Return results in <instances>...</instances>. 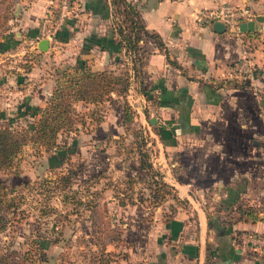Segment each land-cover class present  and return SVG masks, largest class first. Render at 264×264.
Returning a JSON list of instances; mask_svg holds the SVG:
<instances>
[{
  "label": "rangeland",
  "instance_id": "1",
  "mask_svg": "<svg viewBox=\"0 0 264 264\" xmlns=\"http://www.w3.org/2000/svg\"><path fill=\"white\" fill-rule=\"evenodd\" d=\"M27 2L0 0V126L19 131L30 127L45 106L56 75L76 61L71 57L73 53L67 54L66 45L59 43L58 36L53 49L40 50L36 45L30 49L35 38L29 41L19 23L20 8ZM55 3L56 0L46 1L36 38L46 37L56 25ZM110 18L111 32L119 39L117 24L124 29L127 20L112 5ZM66 19L54 34H61ZM255 31L262 34L260 38L264 36V30ZM116 51L108 66L89 65L125 76V88L120 93H106L98 101H71L72 121L69 127L58 130L55 146L28 140L10 166L0 168L3 264H164L166 256L158 247L170 240L158 237L156 241L159 222L175 216L178 208L189 221L186 237L198 239L190 203L171 197L174 191L168 187L170 193L154 195L149 174L138 168L139 148L152 168L162 174L163 161L160 164L154 158L162 148L159 139L163 131L158 129L156 134L155 125L149 122L151 117L157 122L162 117L155 96L147 94V80H143L138 63L132 64L133 56L123 48ZM28 66L30 71L26 70ZM124 103L130 113L125 125L121 121ZM253 138L261 144V149L257 147L253 153L260 157L256 163L260 179L253 181L254 189H259L258 184L264 188V133ZM62 174L68 175L63 187L59 180ZM198 199L206 213L217 215L224 225L239 217L251 221L249 215L237 211L238 205L245 211H255L261 217L257 220H264L263 196L245 194L232 209L216 206L217 199L211 194L204 196V202L200 196ZM232 232L248 258L264 259V242H253L258 236L264 238V231ZM203 237L204 246L211 250L215 245L213 229L208 226ZM176 260L177 264L191 262L181 257L170 262ZM212 261L209 257L206 264Z\"/></svg>",
  "mask_w": 264,
  "mask_h": 264
},
{
  "label": "crops",
  "instance_id": "2",
  "mask_svg": "<svg viewBox=\"0 0 264 264\" xmlns=\"http://www.w3.org/2000/svg\"><path fill=\"white\" fill-rule=\"evenodd\" d=\"M46 1L28 0L20 8V26L29 41L35 38L30 49L37 47L41 38L48 40L47 50L58 42L35 37ZM127 1L137 8L144 28L161 42L159 45L150 36L139 41L147 94L155 96L162 117L159 122L153 117L151 123L155 130L163 131L159 137L162 148L154 159L160 164L163 161V181L172 186L178 198L190 203L199 231L198 239L186 237L189 221L180 208L175 216L159 222L156 241L158 237L170 240L158 247L166 256L164 264H177V260H170L180 257L189 259L188 264H206L209 257L212 264H260L261 258H248L245 248L236 244L232 231H264V220L233 219L224 225L217 215L206 213L198 196L203 199L211 194L217 199L216 206L225 209H232L245 194L264 197V188L258 184L259 189H254L253 182L260 179L256 165L260 157L253 153L255 148L261 149L253 137L264 133V36L260 38L262 34L253 31L237 34L230 29L217 32L211 24L197 22L194 15L199 8L223 1L244 3L255 14L264 15V0ZM111 5V0H72L73 12L66 19L65 33H57L67 54H74L72 59H85L94 67L108 66L116 50H122L109 26ZM243 50L254 61L253 71L244 78L246 85L234 86L227 80L240 81L229 74ZM217 225L222 226L216 230ZM208 226L213 229L215 245L206 261L202 236Z\"/></svg>",
  "mask_w": 264,
  "mask_h": 264
},
{
  "label": "trees",
  "instance_id": "3",
  "mask_svg": "<svg viewBox=\"0 0 264 264\" xmlns=\"http://www.w3.org/2000/svg\"><path fill=\"white\" fill-rule=\"evenodd\" d=\"M111 4L114 9H120L127 20L126 28L122 29L120 24H117V31L119 32V39H114L131 57L132 64H141V52L139 41L143 36L153 37L159 45L161 42L158 40L156 34L147 31L143 23L140 20L137 8L127 0H111ZM249 33V32H247ZM256 34V31L252 32ZM57 38V33L54 34ZM132 51V53H131ZM28 66L26 70H29ZM231 81L234 86L246 85V81L240 80H227ZM127 80L126 77L112 72L111 70L104 68H91L87 60L76 58V61L71 66H66L64 70L59 72L55 77L54 88L45 104V106L39 111L35 121L30 127L24 128L22 131L13 129L7 126H0V168L5 169L10 166L12 159L19 152L21 147L28 141L32 140L43 145L55 146V136L58 130L61 128L69 127L71 117V101L83 100V101H98L103 95L109 92L120 93L125 86ZM127 103L122 105L121 121L123 125L130 121V113ZM125 128V126H124ZM159 133L158 129L155 130ZM146 153L138 148V168L146 171L153 182L154 195H161L164 193H170L172 186L163 181L162 174L152 168L149 160H147ZM59 180L66 184L68 175L62 174L59 176ZM57 182L55 186H57ZM166 188H163L165 187ZM61 187V188H62ZM168 189L170 190H167ZM173 191V190H172ZM170 196L181 200L175 193H170ZM80 201V200H78ZM241 210L244 214L249 215L251 221L261 219L258 214L253 210L245 211L244 207L237 206V211ZM240 218V217H239ZM237 218V219H239ZM264 218V216H263ZM222 225H217L216 230ZM210 250L206 247L205 260L207 261ZM260 264H264V259H259ZM0 264H3V260L0 257Z\"/></svg>",
  "mask_w": 264,
  "mask_h": 264
},
{
  "label": "built area",
  "instance_id": "4",
  "mask_svg": "<svg viewBox=\"0 0 264 264\" xmlns=\"http://www.w3.org/2000/svg\"><path fill=\"white\" fill-rule=\"evenodd\" d=\"M57 7V21L53 27L51 33L46 35L49 40L55 39L54 32L62 24L63 21L70 16L72 11V0H56ZM255 12L246 4H238L232 2H220L219 4L210 8H199L195 11L194 18L201 24H211L215 20L222 21L225 25V29H230L235 33L241 31L238 30V23L240 21H246L253 18ZM43 28L41 27V30ZM41 37V36H40ZM254 67V61L243 50L241 56L236 61V64L230 70L231 77H246L252 71ZM264 242V238L259 236L253 239V242Z\"/></svg>",
  "mask_w": 264,
  "mask_h": 264
},
{
  "label": "water",
  "instance_id": "5",
  "mask_svg": "<svg viewBox=\"0 0 264 264\" xmlns=\"http://www.w3.org/2000/svg\"><path fill=\"white\" fill-rule=\"evenodd\" d=\"M211 27L214 31L220 32L225 30V25L222 21L215 20L211 23ZM262 29L264 30V15L263 14H255L253 18L240 21L238 23V30L241 32H251L255 30ZM48 46V40L46 38H41L37 42V47L40 50H45ZM149 122L153 123L154 118H149Z\"/></svg>",
  "mask_w": 264,
  "mask_h": 264
}]
</instances>
